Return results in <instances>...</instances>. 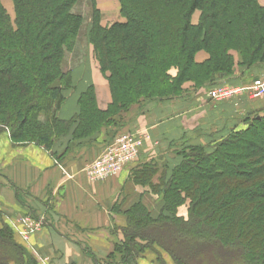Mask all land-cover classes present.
<instances>
[{
  "label": "trees",
  "instance_id": "obj_1",
  "mask_svg": "<svg viewBox=\"0 0 264 264\" xmlns=\"http://www.w3.org/2000/svg\"><path fill=\"white\" fill-rule=\"evenodd\" d=\"M12 1L13 20L0 0V57L4 58L0 61V121L6 120L2 107L8 101L17 108V132L12 136L21 138L30 131L35 141L49 147L53 137L41 130L34 105L28 112L35 119L29 130L26 127L21 110L30 94L26 75L40 76L43 96L50 90L56 95L58 87L50 89L49 84L63 47L77 33L81 19L70 11L76 0ZM119 3L125 20L102 26L95 10L89 34L100 71L107 76L114 109L138 98L170 97L189 79L198 85L227 81L233 50L240 53L247 71L264 67V7L257 0ZM197 10L200 18L193 24L191 17ZM201 50L208 56L196 62L195 54ZM173 66L178 68L174 76L169 72ZM98 117L103 116L87 99L80 134L98 132L101 126L94 123ZM188 148L190 153L182 152L185 160L160 189L161 209L153 215L138 202L126 210L129 248L124 246L123 263L135 264L131 247L135 235H140L163 243L166 250L170 243L168 251L176 264H264V111L210 150L200 144ZM186 197L190 204L183 219L175 210ZM11 232L0 217V264H38Z\"/></svg>",
  "mask_w": 264,
  "mask_h": 264
},
{
  "label": "rangeland",
  "instance_id": "obj_2",
  "mask_svg": "<svg viewBox=\"0 0 264 264\" xmlns=\"http://www.w3.org/2000/svg\"><path fill=\"white\" fill-rule=\"evenodd\" d=\"M257 1L264 7V0ZM1 3L13 20L15 17L13 1L1 0ZM95 10L98 12L99 23L102 26L108 27L114 22L125 20L120 11L119 0H76L74 2L70 11L79 15L81 22L77 33L70 37V41L63 47L61 59L56 64V76H53L49 84L50 89L58 87L55 96L51 95V90L47 96L42 95L41 91L44 87L39 80L40 76L26 75V81L28 80L30 85V94L27 102L23 103L21 107L22 114L26 117V125H28L26 127L29 130V125L35 119L28 112V107L34 105L37 107L36 120L41 125L42 131L51 133L53 143L49 147H46L44 143H38L30 131L21 138H14L12 135L17 132L18 125L17 108L7 101L6 106L2 104L3 117H6V120L0 121V151H2L3 136H7L11 152L9 165L12 169L19 162L20 157L24 158V152L33 155L34 151L30 147H35L36 144L43 146L59 162L60 167H64L60 159L68 153L74 142L77 146L90 143L100 134L105 137L104 139H108L115 132L119 135L128 134L140 141L138 157L116 175L100 180L89 178L86 172L92 166L93 161L99 157L101 151H98L86 160L82 158L80 161L70 162V173L63 172L61 178L62 183H66L68 180L72 181L74 178L85 180L89 188L92 186L93 190H90L94 195H97L98 181L113 179L118 181V190L111 197L109 194L112 187L107 191L105 197L101 195V199L97 198L100 207L103 206L102 200L109 201V204L106 205V214H112L117 218L122 217V220L117 221V224L109 225L111 232L107 235V240L110 242L113 239V242L109 244V253L106 256L98 257L101 261L98 263L124 264L122 260L125 252L124 246L129 248V245H126L127 234L125 233V226H127L125 218L129 214L126 210L134 203L139 202L153 215L159 211L163 202V194L160 189L168 185L173 170L185 160L184 154L190 153L188 147L198 144V140H194L193 135L201 133L200 145L204 149L210 150L215 143L225 138L230 132L247 127L251 117L263 114L264 95L250 99L246 96H235L216 101L212 93L214 89L223 84L211 85V82L205 81L198 85L193 79H189L181 84L177 94L170 97L158 100L138 98L129 106L118 104L119 108L114 109L111 107L113 97L107 76L100 71L98 54L89 36ZM199 18L200 11L197 10L192 14V23L197 24ZM231 54L233 66L232 71L228 73L231 76L227 78V81L224 79L220 83H233L237 86L248 85L250 77L264 73V70L260 69L264 68L262 66L252 67L247 71L240 53L233 50ZM207 56V52L198 51L195 54V61L202 62ZM0 61L3 63L4 58L0 57ZM177 71L178 68L175 66L169 70L172 76ZM193 91L195 92L193 99L188 102L182 101L184 95H189ZM87 99L93 109L100 112L103 117H98L94 122L97 127L101 126L99 131L95 132L94 130L90 135L84 137V134H80L79 129L83 124L82 118ZM159 108H163L164 112L155 114L154 112ZM167 126L174 127L175 131L168 132L167 136L162 132L159 134V131L165 132ZM75 128L76 132H74ZM153 130L155 134L152 133ZM104 146L105 143L100 145L101 148ZM183 151L186 153L183 154ZM3 169L4 167L0 165V172H3ZM189 204L190 200L186 197L182 203L176 206V216L187 218ZM6 214L8 213L0 211L2 221L9 226L16 241H18L16 238L18 235L20 240L26 244L30 236L40 231L42 227L41 225L39 228H31L26 222H23L26 214L30 213L17 216ZM119 223L122 224L118 225ZM19 230L27 233V240L19 235ZM146 235L149 236L148 233ZM133 244L131 251H133L135 264H140V261H145L148 264H176L168 251L170 243L167 244L166 250L164 246H161L163 243L160 244L153 239L146 240L140 235H135ZM31 247L28 245L26 249L32 253L37 263L51 264L49 257L37 254Z\"/></svg>",
  "mask_w": 264,
  "mask_h": 264
},
{
  "label": "crops",
  "instance_id": "obj_3",
  "mask_svg": "<svg viewBox=\"0 0 264 264\" xmlns=\"http://www.w3.org/2000/svg\"><path fill=\"white\" fill-rule=\"evenodd\" d=\"M194 97L193 91L184 95L182 101L188 102ZM163 110L159 108L154 113ZM167 127L165 132L159 131V134L162 132L167 136L172 130L175 131L174 127ZM152 133L155 134V131ZM201 136V133L193 135L198 144L201 143ZM104 138L100 134L90 143L77 146L74 142L68 153L60 159L65 168L60 167L59 162L43 146L35 143V147H30L34 151L33 155L24 152V158L20 157L12 169L9 165L10 142L7 136H3L0 151V165L4 167L3 172H0V211L10 216L30 213L41 222L45 221L40 231L32 234L26 244L18 235L16 238L27 248L28 245L32 246L37 254L49 257L51 264H99L101 261L98 257L106 256L110 251L109 244L113 242V239L110 242L107 240L110 226L120 222L122 217L106 214L109 201L100 200L102 209L97 198L101 199V195L105 197L112 187L111 197L118 190V181H98L97 195L92 194L93 188H89L85 180L74 178L66 183L61 181L63 172L70 173V162L91 158L92 154L100 151V145L107 141ZM140 264L148 263L140 261Z\"/></svg>",
  "mask_w": 264,
  "mask_h": 264
},
{
  "label": "built area",
  "instance_id": "obj_4",
  "mask_svg": "<svg viewBox=\"0 0 264 264\" xmlns=\"http://www.w3.org/2000/svg\"><path fill=\"white\" fill-rule=\"evenodd\" d=\"M214 89L212 95L216 101L230 99L235 96H246L247 98L262 97L264 95V73L258 76H252L248 85H234L233 83H219ZM105 146L100 149V155L97 157L92 166L87 169V175L91 180H100L108 176L120 173L124 167L138 157V147L140 141L128 134H118L112 139L105 141ZM31 228H39L42 223L38 218L26 214L23 219ZM28 222V223H27ZM19 235L27 240V233L21 230ZM32 248V247H31ZM34 251V249L32 248ZM35 252V251H34Z\"/></svg>",
  "mask_w": 264,
  "mask_h": 264
},
{
  "label": "water",
  "instance_id": "obj_5",
  "mask_svg": "<svg viewBox=\"0 0 264 264\" xmlns=\"http://www.w3.org/2000/svg\"><path fill=\"white\" fill-rule=\"evenodd\" d=\"M42 222H45V221H42Z\"/></svg>",
  "mask_w": 264,
  "mask_h": 264
}]
</instances>
